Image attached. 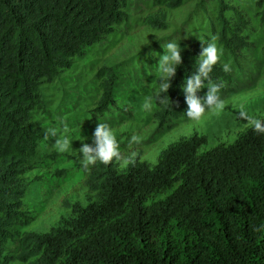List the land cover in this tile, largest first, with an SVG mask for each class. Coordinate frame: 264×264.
Instances as JSON below:
<instances>
[{"label":"trees","instance_id":"trees-1","mask_svg":"<svg viewBox=\"0 0 264 264\" xmlns=\"http://www.w3.org/2000/svg\"><path fill=\"white\" fill-rule=\"evenodd\" d=\"M152 4L161 11L144 18L133 14L135 0H0V264L15 259L7 253L14 245L28 264H264V135L250 127L210 150L203 135L180 138L153 166L137 157L122 170L97 163L84 169L83 203L65 202L69 214L47 232L22 231L41 190L38 172L59 165L49 130L63 134L78 111L109 124L116 99H127L141 77L152 81L147 95L155 97L156 66L171 36L182 64L169 101L153 100L157 130L188 120L182 87L196 71L201 42L213 36L222 56L211 78L224 101L264 89V0ZM168 24L169 35H153ZM127 25L149 37L134 39L125 59H101Z\"/></svg>","mask_w":264,"mask_h":264},{"label":"rangeland","instance_id":"rangeland-1","mask_svg":"<svg viewBox=\"0 0 264 264\" xmlns=\"http://www.w3.org/2000/svg\"><path fill=\"white\" fill-rule=\"evenodd\" d=\"M161 9L162 7L153 6L152 0H135L133 14L136 17L145 18L148 15L161 11ZM172 14V11H168V15L172 17ZM169 25L163 26L162 28L165 30L162 29L161 33H154L153 35L157 38L169 35ZM143 30L136 25H127L125 36H121L115 48L105 52L101 56V59L122 60L127 58L129 53L134 51L132 46L134 39L142 35L144 38L149 37L148 31L143 32ZM171 37V42H173L177 35ZM139 80L141 81L130 87L131 94L126 97L127 99H116L118 104L117 111L120 118H117L118 115H116L114 120L109 123L115 130L119 144L126 143L120 146L123 158L131 157L134 159L137 157L141 161H146L149 165L153 166L157 163L160 151L168 144L180 138L189 137L193 133L206 137L205 150H210L220 144H231L237 134L248 128L246 122L239 118L241 110H245L249 115L264 120V89L256 87L240 93L230 100H226L225 108L219 114H208L199 123L190 120L183 121L175 124L168 132L163 133L161 129L157 130L159 125L152 118V108L151 110L143 109L145 98L148 97L147 94L153 91L152 81L148 82V78L142 77ZM91 103L89 105L90 109L92 111L96 110L98 108V99H95ZM110 104L114 105V102H110ZM76 114H80L77 122L73 124L71 123L72 120H70V124H67L69 131L63 133V135L69 136L71 140L72 146L69 147L68 155L58 152L61 154L58 158L59 165H55L51 169H41L38 172V177L41 180V190L37 192V199L29 202L31 203L29 205L32 220L28 226L22 229L23 232H47L62 215L69 214L68 209L63 208L65 202L83 203L84 197L88 194L86 189L88 178L82 166V154L80 156L77 150L82 146V142L92 143L93 132L97 124L101 123V120L97 123L91 120L90 116L84 112L80 113L78 111ZM89 119L91 121L87 125H83V129L81 130L82 124ZM183 119L184 117L181 118V120ZM134 135L139 137L138 143L131 142V137ZM85 138L87 139L85 140ZM114 162L118 165L119 170L125 167L121 162ZM93 167L90 166L88 171H91ZM55 170L63 172L54 174ZM7 253L15 257L10 264H28L17 258L18 251L16 245L8 249Z\"/></svg>","mask_w":264,"mask_h":264},{"label":"clouds","instance_id":"clouds-1","mask_svg":"<svg viewBox=\"0 0 264 264\" xmlns=\"http://www.w3.org/2000/svg\"><path fill=\"white\" fill-rule=\"evenodd\" d=\"M217 39L213 36L207 46L201 42V53L196 60V71L185 80L182 87L185 103L187 104L185 116L195 123L201 122L208 114H219L225 108V101L220 95L222 85L214 82L211 78V73L214 67L220 63L222 56V48L218 47ZM164 47L166 50L162 56H159L158 65L156 66L160 73L159 89L155 97L145 98L144 110H151L154 99L160 104L169 101L170 98L167 94L172 87L171 81L177 74V68L182 64V51L179 44L168 42ZM222 68L225 72L230 71L228 64H223ZM205 88H207L206 94L203 97L198 96L197 93ZM239 118L244 120L246 126L250 127L255 133L264 135V120L249 115L245 110L239 112ZM68 131L69 129L65 126L63 133ZM47 135L54 138L53 146L60 153L68 151L69 147L72 146L70 137L62 133L58 134L55 128L50 129ZM131 142L138 143L139 137L132 136ZM81 144L82 146L77 151L80 156L82 154V166L85 170L97 163L105 166L114 161L121 162L125 166L134 163L133 158L122 157L115 130L107 123L97 124L92 135L91 144L87 142Z\"/></svg>","mask_w":264,"mask_h":264}]
</instances>
